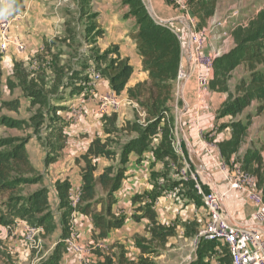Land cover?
I'll use <instances>...</instances> for the list:
<instances>
[{
	"label": "crops",
	"instance_id": "obj_1",
	"mask_svg": "<svg viewBox=\"0 0 264 264\" xmlns=\"http://www.w3.org/2000/svg\"><path fill=\"white\" fill-rule=\"evenodd\" d=\"M139 1L153 21L179 35L178 71L181 69L185 78L173 85L169 107L174 135L178 130L187 145L182 148L178 140L172 141L175 159H157L159 133L150 149L128 156L124 177L112 194L110 213L107 194L98 185L94 199L80 205L89 206L88 213H82L72 205L61 206L57 186L68 184L71 201L79 199L84 163H76V159L86 153L94 139L108 136L107 123L120 127L134 118L145 121L144 113L128 99L131 89L149 80L129 36L136 24L129 15V0H22L20 10L11 0H0V21L13 19L7 49L0 53V140L11 145L0 146V153L21 145L29 165L15 164L13 175L21 181L0 198H29L44 189L47 199L46 212L35 214L31 222L29 214L21 217L15 213L21 202L0 214V264H227L224 244L194 243L207 213L191 183H182L179 171L175 172V163L186 160L184 151L189 162L192 156L196 158L202 166L199 170L209 178L211 186L204 190L224 195L231 219L238 224H255L254 209L245 194L232 190L213 164V159H221L241 165L247 151L259 149L264 142L262 128L252 135L249 126L239 148L232 150L233 120L219 115L229 90L246 71L242 65L235 66L224 91L217 84L216 64H228L229 54L245 41L249 20H240L235 4L228 8L230 15L225 19L228 9L222 11L220 0L210 17H205L202 8L205 0H182L188 19L204 39L203 52L214 56L210 70L199 69L191 58L190 27L183 15L168 0ZM231 10L236 15H231ZM98 31L102 33L97 37ZM18 45L23 49L17 50ZM74 46L78 58L70 59ZM112 46L118 47L120 58L128 60L133 69L118 96L102 74L106 63H94V57L88 56L94 52L100 55ZM79 53L84 57L80 62ZM66 62L69 66H62ZM74 62H79L78 68ZM80 67L83 72H76ZM56 73L61 76L58 80ZM77 75L82 76L77 79ZM199 76L206 77L205 88L198 84ZM104 98L115 99L118 107L102 111ZM109 162L112 160H96L94 178L110 167ZM148 206L155 212L157 224L173 231L171 236L163 239L159 232L151 233V224L141 211ZM117 219H122L121 225L109 228Z\"/></svg>",
	"mask_w": 264,
	"mask_h": 264
},
{
	"label": "trees",
	"instance_id": "obj_2",
	"mask_svg": "<svg viewBox=\"0 0 264 264\" xmlns=\"http://www.w3.org/2000/svg\"><path fill=\"white\" fill-rule=\"evenodd\" d=\"M11 1L19 10L22 9V0ZM216 1L205 0L203 2L202 8L204 9L205 17L213 15ZM129 4V15L136 21L129 36L136 45L137 52L142 59L143 70L148 74L149 79L147 83L139 84L128 92V99L135 103L138 109L144 113L145 122L147 123L142 130L141 138L135 144L134 153L139 155L143 150H146V147L143 146L144 141L149 138V143L151 144L152 140L160 133V143L156 148L155 158L168 157L175 159L174 153L172 150H169L170 140L168 134L174 129V117L169 105L173 101V85L176 83L178 72L179 43L168 26L158 24L150 18L139 0H129ZM251 25L249 30L243 35L245 41L229 54L228 64L226 66L216 64L217 68H219L217 84L224 91L227 90V82L235 66L242 65L247 73V78L240 79L235 87L236 93H241V96L232 97V94L229 92L227 101L219 113L220 116H228L233 120L230 126L232 128L231 149L234 151L243 142L247 130L251 125L248 118L245 123L237 121L236 118L248 109L253 102L257 103L255 116H261L264 113V45L260 46L257 44L258 42L264 43V12L257 18V22L254 24L255 28L252 29ZM96 28L97 26L94 25L93 29L95 30ZM101 33V31H98L95 33V36L98 37ZM100 56L103 58L110 56L109 62H107L102 70V74L109 79L111 90L118 96L123 92L127 81L133 73V69L129 65L128 60L120 58L117 46H112L109 50L101 53ZM96 57H99V55L97 54ZM58 72L61 74L60 71ZM59 78L61 76L57 75V80ZM27 94L31 95L28 92ZM262 132L264 135V125ZM110 133V130L105 129L106 135H110ZM10 145V141L0 140V146ZM132 151L129 149L126 153H122L115 170L112 167H107L102 174L94 178L96 160L98 158L112 160L115 157V152L111 149L110 141L107 138L102 140L94 139L91 142L86 153L76 159V163H84V166L81 168L82 189L78 203L75 206L77 211L88 213L89 206L80 207V205L94 199L95 186L98 185L107 194L109 202L108 213H110L112 194L119 188L128 163V154ZM17 162L21 165L29 166L21 145L5 153H0V195L13 191L17 187L18 182L21 181L17 180L13 175L15 171L14 166ZM252 164L254 165L252 166ZM241 166L244 171L256 177L257 186L262 190L264 197V142L259 149L247 151ZM113 171L114 174H112ZM190 185L192 187V183ZM57 191L61 206L67 207L68 204L71 205L69 185L66 183L59 184ZM13 198L10 195L8 202H12ZM135 199L137 198L135 197ZM26 200L30 205L20 212V216L25 217L29 214V222L32 221L35 214L46 212L47 199L44 189L34 192ZM143 217L150 222L152 234L159 232L163 239L173 234L171 229L157 224L155 212L150 206L146 208ZM133 218L139 221L138 217L134 216ZM94 221L96 224H99V220L96 217ZM121 223L122 219H117L113 223L108 224V227L117 228ZM227 264H231L230 257Z\"/></svg>",
	"mask_w": 264,
	"mask_h": 264
},
{
	"label": "built area",
	"instance_id": "obj_3",
	"mask_svg": "<svg viewBox=\"0 0 264 264\" xmlns=\"http://www.w3.org/2000/svg\"><path fill=\"white\" fill-rule=\"evenodd\" d=\"M168 1L189 24V41L192 45L191 58L193 64L199 69L210 70L213 66L214 56L203 52L204 39L193 27L192 21L188 19L186 4L182 0ZM231 15H236V11L231 10ZM12 22L13 19L9 17L0 21V53L7 49L8 33ZM171 32L179 41V35L173 30ZM22 49V46H17V50ZM184 78V72L180 69L177 72L176 83L180 84ZM95 80H98L97 76H95ZM207 82L205 76L198 77V84L202 88L206 87ZM107 107L116 109L118 103L113 98H104L100 103V109L105 111ZM176 152H179V148H176ZM213 160V164L225 175L230 188L243 192L247 201L253 206L255 224L234 222L225 210L224 195L213 190L208 192L204 190L205 186L210 185L206 173L196 169L191 162L183 160L178 176L182 181L192 183V187L197 196L201 198L203 208L207 213V221L196 234L194 243L205 241L224 244L227 247L231 264H264V197L262 190L257 186V179L251 173L244 171L242 166L237 163L230 165L221 159ZM77 203L78 197L71 201L72 207H75ZM73 248L77 252L81 251L77 247Z\"/></svg>",
	"mask_w": 264,
	"mask_h": 264
},
{
	"label": "rangeland",
	"instance_id": "obj_4",
	"mask_svg": "<svg viewBox=\"0 0 264 264\" xmlns=\"http://www.w3.org/2000/svg\"><path fill=\"white\" fill-rule=\"evenodd\" d=\"M233 4L237 5L236 8L239 9L238 10L239 14H240V16H242V19H240V20H246V21L249 20V24L250 25L252 24L251 28L252 29L255 28L254 24L257 22V18L261 14H263V12H264V0H220V6H221L223 12H225ZM229 15H230V12L228 9L227 14L225 15V19L227 17H229ZM257 44H259L260 46L264 45V43H261V42H258ZM94 53L92 55H90V54L88 55L91 58L94 57V63L98 62V61H102V62L107 64V62H109L110 56H108L107 58L106 57L103 58L100 56L101 55L100 54L99 57H96L97 52L95 54ZM73 58L74 59L78 58V49L76 48V46H74V49L72 50V54L70 55V59H73ZM83 58L84 57H82V55L80 54V60H78V61L80 62ZM86 59H87V57H86ZM53 60L55 62L56 60H59V59H58V57H55ZM67 61H68V58H67ZM79 62H74L77 68L79 67ZM55 64H58V61L55 62ZM62 66H69V64H68V62H66V64L64 63V65H62ZM82 69H83V67H80V69H78L79 71H76V72H83ZM81 76L77 75L76 78L80 79ZM242 78L246 79L247 73ZM236 85L232 86V88L229 90V92L232 94L231 95L232 97L241 96V93H238V92L236 93V91H235ZM256 105H257V103L254 102V104H252L248 109H246L242 115H240L239 117L236 118L237 121L239 120L242 123H245L247 121V118H248V120H250V122H251L250 126L252 127V129H251L252 132L251 131L250 132L252 133V135L256 134V132L258 130H260L264 125V113L259 117L255 116ZM146 124L147 123L145 121L142 122V118H137V119L134 118V119H132L131 122L125 123V124H123V126H120V127L116 126V125L115 126L111 125V123L106 124L105 129H108L111 132L110 135H108L106 138L110 141V147L115 152L114 159H112V162H109L110 167L114 168V170L117 168L123 152L126 153L129 149L133 150L132 152H134L135 144L141 138L142 130L144 129V126ZM174 133H175V131L173 130L172 134L171 133L168 134L169 140H170L169 150L173 149L172 148V141H175V143H176L177 140L179 141L178 142L179 145L182 148H184L185 145H187V144L183 143V140L180 137L178 130H177V133L175 135H174ZM261 136H263V135H261ZM149 140L150 139L147 138L146 141H144L145 143H143V146H145L146 149L151 148V146H150L151 144L149 143L150 142ZM159 143H160V140L158 141L157 144L159 145ZM130 154H131V152L128 154V156ZM184 155H185V159L189 162L186 151H184ZM175 166H176L175 172H178L181 169V162L177 161V164L175 163ZM112 174H114V171ZM182 183H187V182H182ZM17 193H19V192H17ZM8 198L7 197L0 198V214L3 213V211H5V210H11L15 205H18L19 202H21V204L19 206H17V208L14 210L15 213H18V214H20L21 211L25 210V208L30 205V203L26 200L27 197L13 198L12 199L13 201L10 203L8 202ZM146 208L147 207L141 208L142 213H144L146 211Z\"/></svg>",
	"mask_w": 264,
	"mask_h": 264
},
{
	"label": "water",
	"instance_id": "obj_5",
	"mask_svg": "<svg viewBox=\"0 0 264 264\" xmlns=\"http://www.w3.org/2000/svg\"><path fill=\"white\" fill-rule=\"evenodd\" d=\"M189 150H190V148H189ZM190 151H191V150H190ZM191 158H192L191 161H192L193 166H194L196 169H201L202 166H201V164L196 160V158H195L194 156H192Z\"/></svg>",
	"mask_w": 264,
	"mask_h": 264
}]
</instances>
